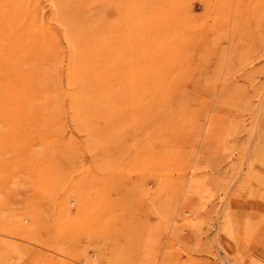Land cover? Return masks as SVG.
Masks as SVG:
<instances>
[{
    "label": "rangeland",
    "instance_id": "rangeland-1",
    "mask_svg": "<svg viewBox=\"0 0 264 264\" xmlns=\"http://www.w3.org/2000/svg\"><path fill=\"white\" fill-rule=\"evenodd\" d=\"M1 7L0 264H264V0Z\"/></svg>",
    "mask_w": 264,
    "mask_h": 264
},
{
    "label": "bare ground",
    "instance_id": "bare-ground-1",
    "mask_svg": "<svg viewBox=\"0 0 264 264\" xmlns=\"http://www.w3.org/2000/svg\"><path fill=\"white\" fill-rule=\"evenodd\" d=\"M2 1L3 0H0V32H9V30H11V27L13 26V23H12L13 21L11 19L12 9L11 8H6V7H1V4L5 3V5L7 4V7H9V4L11 3V0H5L4 2H2ZM16 7H17V5H16ZM22 11L23 10H22V7H21V9H19V10H14L13 13L15 15V14H18V13H20ZM29 16H30V13H28V12L25 13L24 12L23 17L26 18V25H28V23H29ZM12 18H14V17H12ZM28 74H32V73L29 72ZM27 110L28 111H32V108L27 106Z\"/></svg>",
    "mask_w": 264,
    "mask_h": 264
}]
</instances>
